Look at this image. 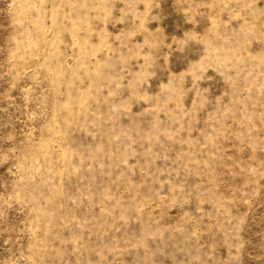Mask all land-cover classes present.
I'll use <instances>...</instances> for the list:
<instances>
[{
  "label": "rangeland",
  "instance_id": "374dc122",
  "mask_svg": "<svg viewBox=\"0 0 264 264\" xmlns=\"http://www.w3.org/2000/svg\"><path fill=\"white\" fill-rule=\"evenodd\" d=\"M0 264H264V0H0Z\"/></svg>",
  "mask_w": 264,
  "mask_h": 264
}]
</instances>
